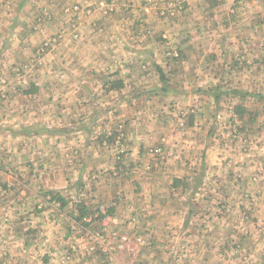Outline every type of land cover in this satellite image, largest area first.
<instances>
[{
	"label": "rangeland",
	"instance_id": "obj_1",
	"mask_svg": "<svg viewBox=\"0 0 264 264\" xmlns=\"http://www.w3.org/2000/svg\"><path fill=\"white\" fill-rule=\"evenodd\" d=\"M185 1L0 0V264H122L118 251L153 244L144 260L264 264V104L250 93L208 113L214 163L224 160L193 193L185 231L142 239L119 216L124 186L136 183L128 135L144 133L148 116L158 123L167 98L169 78L148 52L165 48L171 67L179 59L155 32ZM241 19L230 6L229 23ZM172 117L167 127L181 135ZM154 147L149 154H165Z\"/></svg>",
	"mask_w": 264,
	"mask_h": 264
},
{
	"label": "crops",
	"instance_id": "obj_2",
	"mask_svg": "<svg viewBox=\"0 0 264 264\" xmlns=\"http://www.w3.org/2000/svg\"><path fill=\"white\" fill-rule=\"evenodd\" d=\"M185 2L187 5L176 9L174 18L169 22L166 20L167 27L161 22L158 27L162 26V29L155 32L160 40H168L165 41L168 48L179 52V59L171 67L172 63L165 59L168 55L165 48L158 53L148 52L160 60L159 71L169 78L164 87L167 98L160 110V120L156 123L148 116L144 133L128 135L133 141L129 146L134 151V159L127 166L135 173L129 184L136 183L133 187L124 186L125 200L124 205H118L123 208L119 216L129 217L130 225L134 227L129 231H137L135 236L142 239V231L153 233L160 228L161 231L163 228L165 231H185L187 214L192 213L193 193L197 195V187L210 182L208 174L215 166H222L224 157H221L222 163H214L213 138L209 129L204 130L213 106L227 102V106L231 104L238 108L246 93H250L247 97L250 102L264 104V63L256 61L260 55L258 45L263 42L264 46V19L258 21V13L263 12L261 4L257 0H251V3L238 0L235 5H230L229 0H207L205 4L203 0ZM230 6L241 12L242 19L236 20L237 23H229ZM196 10L200 12L196 17L187 16L189 11ZM241 61L243 66H240ZM172 116L179 117L185 124L181 135L167 127ZM153 123L156 130L148 127ZM162 143L166 146L163 148L165 154L148 153L151 147ZM145 156L149 158L145 159ZM158 175L166 194L163 202H160L163 191H160L159 182H155ZM201 177L204 182L200 181ZM171 199L177 203V208L170 207ZM173 221L182 225L175 228ZM154 249V244L151 247L132 246V249L117 252L118 261L122 264H167L143 259L145 252Z\"/></svg>",
	"mask_w": 264,
	"mask_h": 264
},
{
	"label": "built area",
	"instance_id": "obj_3",
	"mask_svg": "<svg viewBox=\"0 0 264 264\" xmlns=\"http://www.w3.org/2000/svg\"><path fill=\"white\" fill-rule=\"evenodd\" d=\"M97 236H99L98 234H97ZM99 238V237H98ZM118 247H115V249H114V251L117 249Z\"/></svg>",
	"mask_w": 264,
	"mask_h": 264
}]
</instances>
